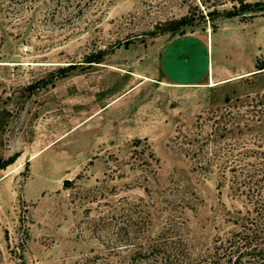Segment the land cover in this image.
<instances>
[{
  "label": "rangeland",
  "instance_id": "1",
  "mask_svg": "<svg viewBox=\"0 0 264 264\" xmlns=\"http://www.w3.org/2000/svg\"><path fill=\"white\" fill-rule=\"evenodd\" d=\"M240 1L0 0V160L19 153L0 169V264H125L149 242L195 264L238 227L245 199L191 142L264 93V0L224 15ZM185 32L207 38L204 58L200 44L172 72L230 79L157 76Z\"/></svg>",
  "mask_w": 264,
  "mask_h": 264
},
{
  "label": "trees",
  "instance_id": "2",
  "mask_svg": "<svg viewBox=\"0 0 264 264\" xmlns=\"http://www.w3.org/2000/svg\"><path fill=\"white\" fill-rule=\"evenodd\" d=\"M249 5L241 0L238 8L234 5V9L225 11L224 15L244 17L242 13ZM185 23L187 18L182 17L171 29ZM89 61H99V58ZM256 68L263 69L264 61H258ZM247 113L250 116L240 120L228 110L206 137L197 138L195 144L191 142V155L203 161L204 168L218 165L219 183L229 181L231 188L243 196L248 205L246 213L238 220V227L224 237H216L211 249L201 254L195 264H264V149L248 148L249 139L264 146V93L258 94L257 100L242 115ZM253 129V137L242 136V132L251 133ZM172 256L165 245L149 242L133 248L125 264H173ZM83 264L101 263L88 260Z\"/></svg>",
  "mask_w": 264,
  "mask_h": 264
},
{
  "label": "crops",
  "instance_id": "3",
  "mask_svg": "<svg viewBox=\"0 0 264 264\" xmlns=\"http://www.w3.org/2000/svg\"><path fill=\"white\" fill-rule=\"evenodd\" d=\"M207 38L203 34L196 32H185L181 34H175L168 37L161 45L158 56H157V76L167 82L177 84H195L199 82L209 81L208 84H216V82H222L230 79L231 75H224L220 72L210 75L209 68L203 69V73L199 78L181 79L172 72L171 68L174 64L179 65L181 68L185 65L190 66L191 58L196 56L195 50H198L200 44L203 45L202 53L204 58V51L207 45ZM188 62V63H187ZM250 70H242L240 75L247 73Z\"/></svg>",
  "mask_w": 264,
  "mask_h": 264
},
{
  "label": "water",
  "instance_id": "4",
  "mask_svg": "<svg viewBox=\"0 0 264 264\" xmlns=\"http://www.w3.org/2000/svg\"><path fill=\"white\" fill-rule=\"evenodd\" d=\"M18 155L19 153L15 152L14 154L8 156L7 158L0 160V169L7 166L9 163L13 162Z\"/></svg>",
  "mask_w": 264,
  "mask_h": 264
},
{
  "label": "bare ground",
  "instance_id": "5",
  "mask_svg": "<svg viewBox=\"0 0 264 264\" xmlns=\"http://www.w3.org/2000/svg\"><path fill=\"white\" fill-rule=\"evenodd\" d=\"M211 85H213V84H211Z\"/></svg>",
  "mask_w": 264,
  "mask_h": 264
}]
</instances>
